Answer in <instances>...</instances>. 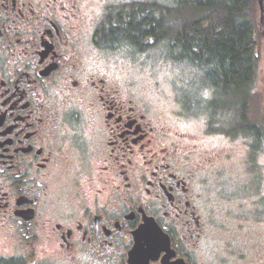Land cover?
I'll return each mask as SVG.
<instances>
[{
	"label": "flooded vegetation",
	"instance_id": "1",
	"mask_svg": "<svg viewBox=\"0 0 264 264\" xmlns=\"http://www.w3.org/2000/svg\"><path fill=\"white\" fill-rule=\"evenodd\" d=\"M131 1L0 0V264H264L218 241L216 132L163 123L104 53Z\"/></svg>",
	"mask_w": 264,
	"mask_h": 264
},
{
	"label": "rangeland",
	"instance_id": "2",
	"mask_svg": "<svg viewBox=\"0 0 264 264\" xmlns=\"http://www.w3.org/2000/svg\"><path fill=\"white\" fill-rule=\"evenodd\" d=\"M135 1L173 3V0ZM123 5L124 3L120 4ZM100 12L99 4L94 2V7L87 16L86 29L97 21ZM257 15L260 24L259 59L255 86L247 110L248 118L256 124L257 131L216 132L218 136L201 140V150L222 148L229 153L228 158L218 160L207 169L208 180L218 186L217 204L213 206L214 218L215 213L218 217V222L215 220L218 225V241L229 240L233 247L243 248L238 251L247 256L264 259V240L260 239V242L258 239L259 234L264 235V224L256 222L259 209H262L259 205L261 199L257 189L252 186L253 179L264 178V11L261 14L257 8L256 17ZM146 42L150 44V41ZM100 44L105 46L103 41ZM151 45L139 50L137 46L124 42L123 45L107 47L104 53L115 66L123 86L128 87L139 100L149 105L163 123L200 137L209 124V109L202 102H195L204 97L211 98L212 93L201 83L196 68L170 59L164 43ZM99 54L101 53L95 55ZM192 90L203 97L192 95ZM18 252L11 243L0 242L1 255L8 256Z\"/></svg>",
	"mask_w": 264,
	"mask_h": 264
},
{
	"label": "trees",
	"instance_id": "3",
	"mask_svg": "<svg viewBox=\"0 0 264 264\" xmlns=\"http://www.w3.org/2000/svg\"><path fill=\"white\" fill-rule=\"evenodd\" d=\"M257 8L256 0L131 1L113 11L114 23L103 25L101 41L106 47L128 42L139 50L164 43L170 59L196 68L212 93L195 102L209 109L208 130L256 133L247 110L259 59Z\"/></svg>",
	"mask_w": 264,
	"mask_h": 264
},
{
	"label": "water",
	"instance_id": "4",
	"mask_svg": "<svg viewBox=\"0 0 264 264\" xmlns=\"http://www.w3.org/2000/svg\"><path fill=\"white\" fill-rule=\"evenodd\" d=\"M256 4H257V7L259 8L260 10V13L262 14V12L264 11V7H263V0H256ZM261 18V21L263 20L262 18V15L260 16Z\"/></svg>",
	"mask_w": 264,
	"mask_h": 264
}]
</instances>
